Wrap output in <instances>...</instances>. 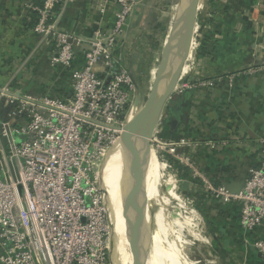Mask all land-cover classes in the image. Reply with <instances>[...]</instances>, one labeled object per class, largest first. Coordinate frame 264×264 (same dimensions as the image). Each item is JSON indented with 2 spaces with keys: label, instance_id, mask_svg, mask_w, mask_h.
<instances>
[{
  "label": "crops",
  "instance_id": "1",
  "mask_svg": "<svg viewBox=\"0 0 264 264\" xmlns=\"http://www.w3.org/2000/svg\"><path fill=\"white\" fill-rule=\"evenodd\" d=\"M42 1L0 0V86L14 85L35 97L50 91L62 94L69 87L66 83L54 86L57 80L49 65L51 47L33 32L37 14L29 7L41 6ZM178 3L147 0L132 15L119 43L117 55L137 86L129 114L140 106L144 94L145 102L139 108L145 107L152 96ZM118 10V5L105 4L104 0H62L55 11V28L82 42L75 48L80 54L97 29L112 27ZM193 15L189 54L177 85L182 91L173 96L155 132V137L166 142L185 140L189 145L178 146L183 161L165 157L167 163L160 164L157 186L164 182L168 169L176 174L183 185V198L193 204L194 210L190 216L179 213L177 220L188 229L199 214L197 219L203 220L206 234L204 230L203 235L193 231L191 239L210 254L212 264H264V257L253 247L256 239L264 238V222L255 230H244L238 207L213 200L206 188L210 183L237 192L249 171L259 165L264 139V71L247 72L264 66V0H199ZM176 65H180L179 60ZM191 65L194 70L185 71ZM203 81H212L215 86L188 89ZM6 114L7 110L1 111L0 120ZM168 184L170 193L164 198L160 195L157 204V187L154 191L153 209L160 204L165 211L159 220L165 219L171 200L181 202L174 195L173 183ZM133 188L136 193L137 185ZM183 205L181 202L179 206ZM166 236L171 243L170 264L174 243L170 234ZM2 254L0 247V260Z\"/></svg>",
  "mask_w": 264,
  "mask_h": 264
},
{
  "label": "built area",
  "instance_id": "2",
  "mask_svg": "<svg viewBox=\"0 0 264 264\" xmlns=\"http://www.w3.org/2000/svg\"><path fill=\"white\" fill-rule=\"evenodd\" d=\"M104 1L119 6L114 23L97 29L80 54L75 48L82 42L55 28L62 0L29 7L37 14L33 32L51 47L54 86L69 87L62 94L35 97L14 85L0 86V112L8 111L0 120V264H114L100 169L136 101V83L117 52L132 15L147 0ZM193 70L187 66L186 71ZM257 71L264 66L247 73ZM214 86L203 81L188 89ZM181 145L189 143L166 142L154 134L157 155L183 161L177 151ZM206 188L213 200L238 207L244 230L259 228L264 222V139L259 165L241 190L210 183ZM253 247L264 257V238Z\"/></svg>",
  "mask_w": 264,
  "mask_h": 264
},
{
  "label": "bare ground",
  "instance_id": "3",
  "mask_svg": "<svg viewBox=\"0 0 264 264\" xmlns=\"http://www.w3.org/2000/svg\"><path fill=\"white\" fill-rule=\"evenodd\" d=\"M194 1L188 2L187 4V17H186V27L182 33L181 45L182 49L179 56L175 58V62L172 63V70H177L178 66L177 60L181 59L182 53L184 50H187L188 40L186 35L191 32V26H193L194 20ZM185 38V39H184ZM174 61V60H173ZM153 108V104L144 107L139 113L135 115L129 122L126 124L140 125L143 128L149 123L150 112ZM133 113V112H132ZM130 115V114H129ZM121 135V137L119 136ZM120 137V138H119ZM146 170L148 171L147 176V187L149 192V197L151 200V208L153 195L155 188L157 187L160 175V162L158 160L157 152L152 151L151 160H148L145 154L140 150L136 144L129 142L124 138L123 129L118 132V137L113 144L112 148L106 154L103 163L100 169V186L106 192V204H107V213L109 216V225L112 223V232L110 233L112 239L115 237L114 223H118V220H127L124 223L122 229H118L120 243L122 247L127 245L133 247V251L130 252L126 248L124 249L123 256H119V251L117 245L113 247L114 264H134V252H135V239L138 236L142 223L137 217V204L133 201L135 195L133 184L130 182V177L136 170V174L142 177V174ZM148 168V169H147ZM118 182L117 186H114V181ZM117 188L115 190L114 188ZM134 192V194H133ZM127 193V197H126ZM128 194L132 195L128 198ZM135 199V198H134ZM137 199V198H136ZM153 222V221H152ZM126 236L123 235V231ZM154 230L152 231V236L149 241V248L152 246ZM130 248V247H129ZM122 249V251H123Z\"/></svg>",
  "mask_w": 264,
  "mask_h": 264
},
{
  "label": "water",
  "instance_id": "4",
  "mask_svg": "<svg viewBox=\"0 0 264 264\" xmlns=\"http://www.w3.org/2000/svg\"><path fill=\"white\" fill-rule=\"evenodd\" d=\"M191 1H194L195 12V8L197 7L199 0H179L173 26L161 55L156 84L150 100L145 105L146 108L147 106L153 104V108L150 112L149 123L144 128L140 125L126 124L123 129L124 138L129 142L136 144V146L140 148L148 160H151L152 156L154 134L164 112L168 109V104L172 101L173 96L176 95L182 65L189 54V48L187 47V50H184L181 59L179 60L180 65L178 66L177 70L175 69L173 71V60L175 56H179L182 49L179 46H181L182 33L186 27L187 4ZM192 33L193 26H191V32L189 30V33L185 36L188 40V46ZM3 141L5 144H7L6 139ZM135 175L136 170H134V173L131 175L130 182L131 184L137 185L136 193L134 197L128 194V198L132 196L133 201H135L137 204V217L141 221L142 227L135 239V252L133 261L134 264H144L149 249V241L153 231L151 200L146 184L148 171H145L140 179H137Z\"/></svg>",
  "mask_w": 264,
  "mask_h": 264
},
{
  "label": "rangeland",
  "instance_id": "5",
  "mask_svg": "<svg viewBox=\"0 0 264 264\" xmlns=\"http://www.w3.org/2000/svg\"><path fill=\"white\" fill-rule=\"evenodd\" d=\"M187 70V67L185 68V71ZM143 85V83H142ZM144 100H142L140 106L142 107V103L145 102L146 99V95L144 94ZM139 106V107H140ZM134 108V110L130 113V115L127 118L126 122H129L132 118L135 117V115L137 113H139L143 108ZM121 137V135H119ZM118 137V136H117ZM119 137V138H120ZM158 160L160 162V164L165 165L167 162L166 160V156L163 154H158ZM166 166V165H165ZM148 169V168H147ZM145 171L146 168H145ZM144 171V172H145ZM166 175H164L162 181H164L163 183H159V185L157 186V189L155 191V202L154 204H157L159 202V196L161 195L162 198H164V195H167L170 193V185L168 183H173V185L175 186L174 189V195L177 196V198H179L181 200V202H183V206H179L180 203H178V201H174L171 200L170 204L168 205L167 209H166V213L164 215L165 219H161V220H155V215L157 214V211L161 209V205L158 204L156 206V208L151 209V215H152V221L154 220V224H153V230L155 229V226L160 225L162 226V228L164 229V231L166 232V234H170L172 241L174 243V247L172 250V261L169 260L170 264H212V260L210 258V254H208V252L204 249H200L198 242H193L191 239V234L193 235V231L194 232H198L200 235H203V230H204V234L205 230H207V228L204 226V224L202 225L203 220H198L199 219V214L198 216H196L195 214V224L194 226L191 225V227H189L188 229L184 227V223L183 221H179L177 219H179V213L184 216H190L192 212H194L193 210V204L190 205L189 200H186L185 198H183L182 195V187L183 185L180 184V182L178 181V178L176 177V174H174V172L171 169H168L165 173ZM172 180V182H170ZM114 181V180H113ZM117 180L116 182L114 181V186H117ZM114 188V187H113ZM115 190H117V188H114ZM104 195L106 194L105 191H103ZM164 211V210H163ZM165 212V211H164ZM168 214V215H167ZM169 218H167L166 217ZM198 218V219H197ZM127 220V217L125 218ZM126 220H118V223H114V228L115 229V237L112 239V236L110 234V236L108 238H111V242H110V256L111 259L114 257V251H113V247L115 245H117L118 247V251H119V256L122 257L123 253H124V249L126 248L128 251L132 250L133 251V247L127 245L126 247H122V244L120 243V238H119V233H117L118 229H122L125 228L124 227V223ZM112 232V223L110 224V233ZM123 235L126 236L124 230L122 231ZM112 246V247H111ZM130 247V248H129ZM123 249V251H122ZM130 251V252H132ZM151 255L150 252V248L148 249V253L146 256V260L144 264H148L149 262V256Z\"/></svg>",
  "mask_w": 264,
  "mask_h": 264
},
{
  "label": "trees",
  "instance_id": "6",
  "mask_svg": "<svg viewBox=\"0 0 264 264\" xmlns=\"http://www.w3.org/2000/svg\"><path fill=\"white\" fill-rule=\"evenodd\" d=\"M156 208V207H155ZM163 208L157 211L155 217L159 220L162 216ZM171 243L166 236L162 226L157 225L154 229V239L151 247V255L149 256L148 264H167V259L170 256Z\"/></svg>",
  "mask_w": 264,
  "mask_h": 264
}]
</instances>
